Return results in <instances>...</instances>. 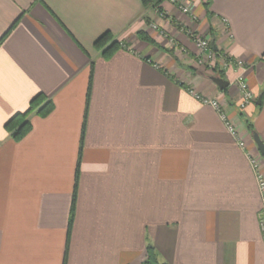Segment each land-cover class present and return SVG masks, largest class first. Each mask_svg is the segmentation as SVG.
I'll list each match as a JSON object with an SVG mask.
<instances>
[{
    "label": "crops",
    "instance_id": "1",
    "mask_svg": "<svg viewBox=\"0 0 264 264\" xmlns=\"http://www.w3.org/2000/svg\"><path fill=\"white\" fill-rule=\"evenodd\" d=\"M188 2L183 14L167 0H0V264H141L147 246L166 264H264L254 173L190 93L225 104L259 154L264 0ZM106 31L121 43L107 59L93 47ZM223 56L244 62L254 101L242 110L241 71ZM38 93L53 109L15 141L4 123Z\"/></svg>",
    "mask_w": 264,
    "mask_h": 264
},
{
    "label": "built area",
    "instance_id": "2",
    "mask_svg": "<svg viewBox=\"0 0 264 264\" xmlns=\"http://www.w3.org/2000/svg\"><path fill=\"white\" fill-rule=\"evenodd\" d=\"M169 3L176 5L179 9V11L183 14H188L189 13V2L188 0H169ZM149 29L155 30L157 29V26L155 24H150ZM186 34L190 37V39L193 41L197 48L198 52V59L199 63L201 64H209L213 63L215 60L216 55L210 48L209 42L197 35L194 31L191 29L186 30ZM170 43H173V40H169ZM229 65H232L236 67L237 69H240V73L237 75L235 79V84L237 88L240 91L241 94V100L240 103L238 104V108L240 110L244 109L248 104L254 101V96L252 93L249 91L246 80H245V73L246 69L244 66V62L237 60V61H231L227 57L223 56L221 59V69H226ZM190 93L194 96L196 100H198L200 103L203 105H208L212 109H214L224 124L227 132L236 140L238 146L240 149L244 150V153L246 155V158L250 164V167L254 173L256 185L258 188V191L262 197H264V172L262 171L261 168V156L259 154H255L249 150H247L246 145L244 141L241 139L238 129L232 120V118L229 117V114L227 112L225 104L223 105L222 103L218 102L214 98H208L196 93H193L190 91ZM258 219H259V227L261 232L264 234V207L263 209L259 212L258 214Z\"/></svg>",
    "mask_w": 264,
    "mask_h": 264
},
{
    "label": "trees",
    "instance_id": "3",
    "mask_svg": "<svg viewBox=\"0 0 264 264\" xmlns=\"http://www.w3.org/2000/svg\"><path fill=\"white\" fill-rule=\"evenodd\" d=\"M166 0H142V5L144 8L151 7L153 9L159 10V5ZM138 37L143 41L151 42L150 37L144 33H138ZM94 49L100 53V56L107 59L110 58L116 51L121 47V43L117 41L113 34L109 31L102 33L98 38L93 42ZM53 109V104L42 93H38L33 96L29 103L28 107L23 112H16L12 115L5 123V131L14 139L15 141L21 140L27 133L31 130L30 117L32 115L46 116ZM249 130H252L251 126L248 125ZM75 188V187H74ZM74 203H75V191L72 199V204L70 208L69 221H68V234L73 221L74 216ZM141 264H166L159 262L156 256V253L152 246L146 247V255Z\"/></svg>",
    "mask_w": 264,
    "mask_h": 264
},
{
    "label": "water",
    "instance_id": "4",
    "mask_svg": "<svg viewBox=\"0 0 264 264\" xmlns=\"http://www.w3.org/2000/svg\"><path fill=\"white\" fill-rule=\"evenodd\" d=\"M212 81L218 86L219 89H224L227 86V82H225L223 79L221 78H212ZM259 100V99H258ZM257 100V103H259V101ZM252 139L256 145L257 151L259 152V154L261 156H264V144L261 142V140L259 139V137L257 136V134L252 133Z\"/></svg>",
    "mask_w": 264,
    "mask_h": 264
},
{
    "label": "rangeland",
    "instance_id": "5",
    "mask_svg": "<svg viewBox=\"0 0 264 264\" xmlns=\"http://www.w3.org/2000/svg\"><path fill=\"white\" fill-rule=\"evenodd\" d=\"M167 1H169V0H167ZM149 26V25H148Z\"/></svg>",
    "mask_w": 264,
    "mask_h": 264
}]
</instances>
